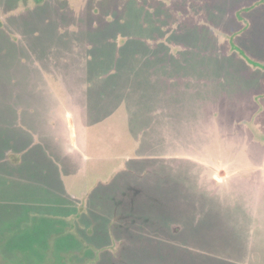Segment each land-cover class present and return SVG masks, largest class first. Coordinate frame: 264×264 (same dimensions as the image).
I'll use <instances>...</instances> for the list:
<instances>
[{"label": "rangeland", "instance_id": "obj_1", "mask_svg": "<svg viewBox=\"0 0 264 264\" xmlns=\"http://www.w3.org/2000/svg\"><path fill=\"white\" fill-rule=\"evenodd\" d=\"M0 264H264V0H0Z\"/></svg>", "mask_w": 264, "mask_h": 264}]
</instances>
